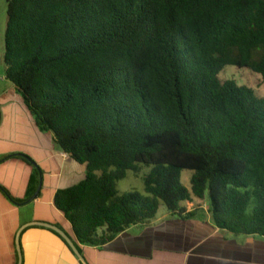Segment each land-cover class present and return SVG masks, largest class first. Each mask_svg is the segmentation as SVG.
Segmentation results:
<instances>
[{
	"label": "trees",
	"instance_id": "1",
	"mask_svg": "<svg viewBox=\"0 0 264 264\" xmlns=\"http://www.w3.org/2000/svg\"><path fill=\"white\" fill-rule=\"evenodd\" d=\"M4 61L40 130L87 166L54 198L79 250L162 206L264 237V97L221 77L236 66L264 80V0H7ZM13 156L35 168L31 197L41 169ZM144 166L145 192L120 193Z\"/></svg>",
	"mask_w": 264,
	"mask_h": 264
},
{
	"label": "crops",
	"instance_id": "2",
	"mask_svg": "<svg viewBox=\"0 0 264 264\" xmlns=\"http://www.w3.org/2000/svg\"><path fill=\"white\" fill-rule=\"evenodd\" d=\"M0 86V185L18 200L0 190V264H18L16 236L27 223L56 224L75 240L72 225L54 198L58 189L85 179L87 166L62 152L51 132L40 130L6 70ZM14 154L29 156L41 169L43 185L35 200L29 194L35 168ZM20 243L22 264H82L47 228H25ZM80 252L88 264H264V237L223 231L207 210L184 220L160 208L149 225L132 226L102 248L80 245Z\"/></svg>",
	"mask_w": 264,
	"mask_h": 264
},
{
	"label": "rangeland",
	"instance_id": "3",
	"mask_svg": "<svg viewBox=\"0 0 264 264\" xmlns=\"http://www.w3.org/2000/svg\"><path fill=\"white\" fill-rule=\"evenodd\" d=\"M7 25V0H0V77L5 75L6 64L5 56V32ZM221 77L226 80H234L239 85H246L255 90L260 96L264 97V80L261 75L254 73L246 68H238L236 66H227L222 72ZM1 87V86H0ZM149 167L144 166L139 174L130 171L127 178L121 180L117 184L120 193L127 191L145 192L143 177L149 171ZM192 171L184 170L182 172V182L185 186L190 187V179ZM166 207H161V212L166 211Z\"/></svg>",
	"mask_w": 264,
	"mask_h": 264
},
{
	"label": "water",
	"instance_id": "4",
	"mask_svg": "<svg viewBox=\"0 0 264 264\" xmlns=\"http://www.w3.org/2000/svg\"><path fill=\"white\" fill-rule=\"evenodd\" d=\"M40 175H41L40 185H39L37 191L35 192V194L33 195V197L31 198V201L38 198L39 192H40L41 187L43 185V175H42L41 171H40ZM30 226L44 227V228H47L49 230H52V231L58 233L66 241V243L70 246L71 250L77 255L80 262L82 264H88L87 261L85 260V258L83 257L82 253L80 252V250L76 247L74 241L69 237V235L61 227H59L56 224H53L50 222H44V221H33L30 223H27V224L23 225L20 228V230L18 231L17 236H16V246H17V251H18V255H19L18 264H22V251H21L20 235H21V232L25 228L30 227Z\"/></svg>",
	"mask_w": 264,
	"mask_h": 264
}]
</instances>
